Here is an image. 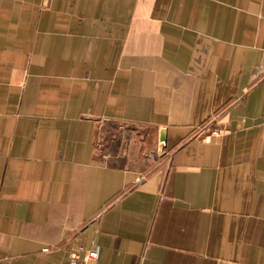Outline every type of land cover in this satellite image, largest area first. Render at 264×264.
Wrapping results in <instances>:
<instances>
[{"label": "crops", "instance_id": "obj_1", "mask_svg": "<svg viewBox=\"0 0 264 264\" xmlns=\"http://www.w3.org/2000/svg\"><path fill=\"white\" fill-rule=\"evenodd\" d=\"M94 246L264 264V0H0V264Z\"/></svg>", "mask_w": 264, "mask_h": 264}, {"label": "built area", "instance_id": "obj_2", "mask_svg": "<svg viewBox=\"0 0 264 264\" xmlns=\"http://www.w3.org/2000/svg\"><path fill=\"white\" fill-rule=\"evenodd\" d=\"M99 248L92 247L85 252L83 258L78 253H72L65 264H98Z\"/></svg>", "mask_w": 264, "mask_h": 264}, {"label": "water", "instance_id": "obj_3", "mask_svg": "<svg viewBox=\"0 0 264 264\" xmlns=\"http://www.w3.org/2000/svg\"><path fill=\"white\" fill-rule=\"evenodd\" d=\"M163 141H165V140H163Z\"/></svg>", "mask_w": 264, "mask_h": 264}]
</instances>
